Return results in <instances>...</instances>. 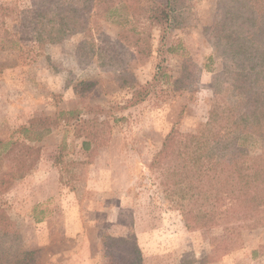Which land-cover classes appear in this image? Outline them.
Segmentation results:
<instances>
[{
	"label": "rangeland",
	"instance_id": "1",
	"mask_svg": "<svg viewBox=\"0 0 264 264\" xmlns=\"http://www.w3.org/2000/svg\"><path fill=\"white\" fill-rule=\"evenodd\" d=\"M32 1L0 0V29L22 30ZM140 2L116 5L92 35L0 49V229L11 232L0 235V264L20 247L30 264H112L114 238L128 235L141 264H264L263 219L244 221L240 245L224 247L221 227L186 228L161 185L165 136L201 127L223 68L210 34L219 2L186 0V24L158 56ZM158 63L165 75L152 83ZM41 117L56 122L49 133L22 130Z\"/></svg>",
	"mask_w": 264,
	"mask_h": 264
},
{
	"label": "trees",
	"instance_id": "2",
	"mask_svg": "<svg viewBox=\"0 0 264 264\" xmlns=\"http://www.w3.org/2000/svg\"><path fill=\"white\" fill-rule=\"evenodd\" d=\"M130 1L33 0L19 16L22 30L0 29V49L18 48L23 39L42 49L71 34L92 35L116 5H130ZM218 2L220 10L210 34L223 68L213 72L212 97L201 127L187 132L172 128L165 136L160 151L161 185L186 228L219 226L227 247L230 243L240 245L244 221L264 220V0ZM138 6L144 20L158 29L157 56L164 48L171 51L172 47L166 46L168 34L186 24V0H141ZM164 73L158 63L152 83H159ZM145 93L139 91L135 102L143 100ZM76 113L75 109L59 111L56 118L65 122ZM54 125L53 119L41 117L31 119L29 127L22 130L40 127L46 134ZM255 144L259 150L252 153ZM82 145L88 149L89 140ZM0 218L5 221L4 214ZM5 229H0V235L11 234ZM114 241L119 251L112 264H141V251L132 235ZM32 252L20 247L8 264H30Z\"/></svg>",
	"mask_w": 264,
	"mask_h": 264
}]
</instances>
